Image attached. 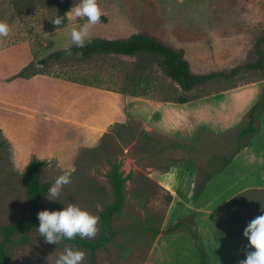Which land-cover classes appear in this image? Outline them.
<instances>
[{"label":"rangeland","instance_id":"rangeland-1","mask_svg":"<svg viewBox=\"0 0 264 264\" xmlns=\"http://www.w3.org/2000/svg\"><path fill=\"white\" fill-rule=\"evenodd\" d=\"M79 3L0 0V21L10 26L8 36L0 38V244L2 228L31 218L23 173L28 163L38 160L44 163L42 184L51 186L57 176L74 169L71 183L55 199L46 195L39 210H60L73 203L98 216L96 235L83 238L104 237L103 246L95 251V264H199L193 233L210 264H239L248 250L243 230L264 210V112L254 115L252 124L258 128L254 135L239 133L248 122L244 116L237 129L225 134L200 130L185 139L177 133L178 120L164 117L154 105L262 81L264 69L215 79L184 93L153 55L65 58L38 64L49 53L75 45L67 34L87 18L66 13ZM97 3L103 15L91 26L87 41L146 34L182 49L196 74L229 73L258 58L264 0ZM57 15L65 17L62 25L51 22ZM260 47L264 53V42ZM39 69V75L65 83L46 89L34 83L29 92L20 82L9 89L4 84L29 79ZM108 92L141 100L129 102L125 113L119 107L100 114L93 107L71 105L75 97L86 102ZM262 92L264 84L259 97ZM227 96L236 103L245 95ZM41 98L56 106L42 105ZM40 108L45 116L31 110ZM114 178L121 183L122 204L109 227H103L101 215L115 200ZM37 229L11 238L6 245L7 264H55L64 248L72 245L69 239L48 243ZM74 249L85 251L82 264H89L88 251Z\"/></svg>","mask_w":264,"mask_h":264},{"label":"trees","instance_id":"trees-1","mask_svg":"<svg viewBox=\"0 0 264 264\" xmlns=\"http://www.w3.org/2000/svg\"><path fill=\"white\" fill-rule=\"evenodd\" d=\"M22 1V0H13ZM264 42V34L257 40V54L258 58L254 62L233 67L229 73L224 72H210L207 74H196L194 73L189 65V62L184 56L182 49H175L166 42L148 36L146 34H134L127 38L121 39H108L102 37L92 38L85 43L83 48H78L76 45H72L68 48L60 49L49 53L43 57L38 64L46 66L50 61H58L65 58H75L78 60H88L93 56H104V55H119L126 57H135L140 54L153 55L160 58L158 65L172 82L178 85L179 89L184 93L191 92L195 87L201 86L215 79H231L241 72L247 71H261L264 69V53L261 50L260 45ZM70 49L72 55L67 54V50ZM42 71L39 69L37 72H32L28 76L39 74ZM264 80V78H263ZM189 99L180 98L176 103H186ZM264 112V92L260 95L255 104L250 108L248 113L245 115V119H248L247 125L239 129L241 135L250 134L254 135L258 128H254L252 120L256 113L261 114ZM243 119V120H245ZM246 119V120H247ZM44 163L38 160H33L25 168L23 178L25 182V193L27 198V204L31 211V218L27 222H19L14 226H8L1 229L2 242L0 244V264H7L6 257V245L11 242V238L18 232L28 231L34 226L39 225L37 219V213L40 211L41 200L48 194L50 183H40V175ZM113 189L115 200L109 208L101 215L102 226L109 227L111 217L117 213L122 204V194L120 191L121 183L117 178L113 179ZM200 188L195 190V193ZM181 224L167 229L165 232L175 230ZM173 229V230H172ZM193 241L199 256V264H210L209 257L203 247L198 243V237L193 233ZM104 237L100 236L94 241H86L76 236L74 239L68 241L72 245L68 247H78L88 251V262L89 264H95V251L103 246Z\"/></svg>","mask_w":264,"mask_h":264},{"label":"clouds","instance_id":"clouds-1","mask_svg":"<svg viewBox=\"0 0 264 264\" xmlns=\"http://www.w3.org/2000/svg\"><path fill=\"white\" fill-rule=\"evenodd\" d=\"M103 15L97 0H80L66 13L72 18L86 17V22L79 27H72L67 34L72 43L78 48H83L90 35L91 26L100 22ZM65 17L57 15L51 22L54 25H62ZM10 32L8 23L0 21V38H6ZM68 55H72L70 49ZM74 169L65 171L56 177L54 183L49 187L47 198L58 197L63 187L71 183ZM39 221L38 233L48 243H57L62 239H73L79 236L81 239L92 238L97 233L98 216L92 215L86 209L73 203H69L60 210H42L37 213ZM243 236L247 239V252L245 258L239 264H264V210L247 223L243 230ZM86 252L72 247H65L58 255L55 264H82Z\"/></svg>","mask_w":264,"mask_h":264},{"label":"crops","instance_id":"crops-1","mask_svg":"<svg viewBox=\"0 0 264 264\" xmlns=\"http://www.w3.org/2000/svg\"><path fill=\"white\" fill-rule=\"evenodd\" d=\"M17 82H20L21 84H23L24 87H27L28 92L30 91L31 86L34 83L40 84L42 86L41 89H46V87L51 88L52 86H60L58 85L59 82H62V84L65 83L57 79L47 78L44 75L35 74L30 76L29 79H17L14 81L5 82L4 84L6 86L8 85L9 89L11 86H15ZM263 82L264 80L258 82H251L235 89L219 91L200 98L189 100L186 103L166 101L158 105L155 104L154 106L156 107L155 110L158 108L160 112L164 114V117L168 119L176 118L178 120L179 129L177 130V133H182L185 139H191L195 137L196 135H198L197 133L200 130L211 132L214 135L225 134L229 131L237 129L241 120L244 119L243 117L258 100L259 90H261V85L264 84ZM75 88L77 89L79 88V86H75ZM242 93L245 96L237 100L236 103H231L228 100L227 95H239ZM104 96L105 97L103 98L101 97V95H93L91 98H88L86 102L80 99V97H75L73 99L74 101L71 102V105L76 106L75 109H79L80 107H83V105H85L87 108L93 107L94 112H96L98 109L100 114H103L109 110H113V108L119 107L118 111L125 113V111L127 110L126 108L130 104L129 102L138 104L137 100H141L138 98L137 100L129 99V97L124 94L113 92H108L107 95ZM40 101L41 104L45 106H56V102L50 101L49 103L43 98H41ZM31 110L33 112L36 111V113H40L41 116H45V114H47L41 108L40 110ZM66 121L70 123H75L73 122L75 120ZM82 126H86V124L82 122ZM93 129L97 130L96 128ZM98 130L104 131L105 128ZM165 174L168 175L170 173Z\"/></svg>","mask_w":264,"mask_h":264}]
</instances>
